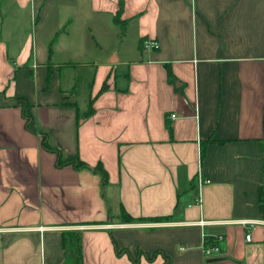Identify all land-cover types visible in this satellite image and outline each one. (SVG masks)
<instances>
[{"label":"crops","instance_id":"crops-1","mask_svg":"<svg viewBox=\"0 0 264 264\" xmlns=\"http://www.w3.org/2000/svg\"><path fill=\"white\" fill-rule=\"evenodd\" d=\"M119 7L0 0V264H264V0Z\"/></svg>","mask_w":264,"mask_h":264},{"label":"trees","instance_id":"trees-1","mask_svg":"<svg viewBox=\"0 0 264 264\" xmlns=\"http://www.w3.org/2000/svg\"><path fill=\"white\" fill-rule=\"evenodd\" d=\"M123 4H124V0H120V7L118 9V15L114 16V22L115 24H119L120 28H121V33L120 35H123L125 33V22L124 20L121 19V10L123 9ZM168 71V78L169 80L173 81V73L172 70L167 69ZM20 102H23L25 104V101L23 99H19ZM26 105V104H25ZM28 119V123H27V127L31 129V125L29 122V118ZM32 130V129H31ZM36 131V130H35ZM42 136V145L43 147H45L47 150L53 151L55 153H57V162L59 166H63L64 164H73L75 166V168H86L88 167V164L85 161H82L80 158H76V159H72V160H62V155L60 153V150L51 147V145L49 144V141L47 139V136L43 133L40 134ZM94 170L99 173L102 176V187L104 188L107 184H108V179H109V175L107 174L106 170L104 169L102 164L97 165L96 167H94ZM260 208L261 210H264V197L263 194H261L260 196ZM120 218L122 219V221H127V222H133L135 221V218H132L128 212L124 209L121 210V216ZM216 239L212 238V239H207V243L208 244H212L215 243ZM78 249L79 251L80 249V239H78ZM150 260L152 259L151 256L148 257ZM81 260V258H80Z\"/></svg>","mask_w":264,"mask_h":264},{"label":"built area","instance_id":"built-area-1","mask_svg":"<svg viewBox=\"0 0 264 264\" xmlns=\"http://www.w3.org/2000/svg\"><path fill=\"white\" fill-rule=\"evenodd\" d=\"M143 42H144L143 48L145 50H148V49H158L160 47L159 42H157L155 39L148 38L147 40H144ZM171 117L172 118H176L177 117V114H173V115H171ZM207 183H209V180H206L205 178H201V180H200V185L201 186L202 185H205ZM195 202L198 203V204H200L201 203L200 197H197ZM198 223L200 225H205L208 222L205 221L204 219H200L198 221ZM240 223H242L243 225H245L247 227V229H249V233L247 234L246 239L247 240H250L251 239V231L252 230H255L258 221H256V220L255 221L241 220ZM217 239H221V237H219ZM218 250H219V245H217V240H216V242L213 243L212 246H209V247H207L205 249V253L207 255H211L213 251H218Z\"/></svg>","mask_w":264,"mask_h":264},{"label":"rangeland","instance_id":"rangeland-1","mask_svg":"<svg viewBox=\"0 0 264 264\" xmlns=\"http://www.w3.org/2000/svg\"><path fill=\"white\" fill-rule=\"evenodd\" d=\"M130 42H132V41H130ZM133 44H134V43H127L126 47H120V46H119V49H121V51H122V50H125V49H131V48L133 47ZM114 55L116 56V53H114ZM114 55H113V56H114ZM120 216H121V212H120Z\"/></svg>","mask_w":264,"mask_h":264},{"label":"water","instance_id":"water-1","mask_svg":"<svg viewBox=\"0 0 264 264\" xmlns=\"http://www.w3.org/2000/svg\"><path fill=\"white\" fill-rule=\"evenodd\" d=\"M115 60H117V58Z\"/></svg>","mask_w":264,"mask_h":264}]
</instances>
